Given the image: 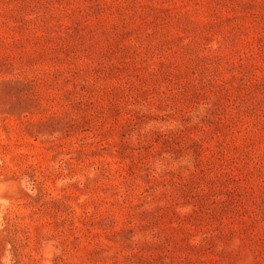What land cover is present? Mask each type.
Wrapping results in <instances>:
<instances>
[{
    "label": "rangeland",
    "instance_id": "rangeland-1",
    "mask_svg": "<svg viewBox=\"0 0 264 264\" xmlns=\"http://www.w3.org/2000/svg\"><path fill=\"white\" fill-rule=\"evenodd\" d=\"M0 264H264V0H0Z\"/></svg>",
    "mask_w": 264,
    "mask_h": 264
}]
</instances>
